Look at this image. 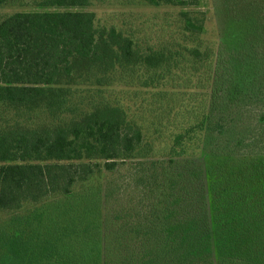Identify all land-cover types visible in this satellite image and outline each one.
<instances>
[{"label": "trees", "instance_id": "16d2710c", "mask_svg": "<svg viewBox=\"0 0 264 264\" xmlns=\"http://www.w3.org/2000/svg\"><path fill=\"white\" fill-rule=\"evenodd\" d=\"M13 1L0 0V5ZM144 1L155 6L188 4V0ZM238 1H230L234 15ZM240 1L250 10L244 23L238 24L249 29L245 35L253 37L249 48L232 51L227 41L226 49L220 44L204 54L198 47L187 48V55H193V69H203L194 86L204 76L211 88L210 113L176 137L167 166L156 163L160 175L155 186H148V176L142 180L139 218L129 226L130 240L136 244L133 250L125 245V237L116 239L113 250L109 234L93 238L92 242L102 243L103 264H206L215 254L223 264H264V156L220 159L206 175L196 162L174 161L187 154V133L195 132L199 143L203 130L213 127L220 136L238 108L264 102L256 94H264V45L258 41L264 36V0ZM88 3L41 0V10L19 12L0 22V104L43 109L59 117L72 113L70 98L78 86L105 87L115 80L130 84L135 71L141 69L173 73L180 52L140 53L134 40L122 31L97 26L95 13L85 10ZM182 16L183 30L192 35L204 32L203 20H194L186 11ZM230 18L241 22L238 15ZM257 61L263 63L262 69L252 64ZM148 80L151 82L145 85L158 79ZM154 139L129 121L122 107L107 101L52 126L0 128V214L18 211L26 203L36 204L50 195L71 196L77 185H84L102 168L113 172L121 162L147 157ZM202 177L203 186L199 184ZM5 236L11 255L4 252L2 264H21L28 256L39 259L35 258L38 243L34 244V237L22 233ZM125 247L128 250L122 255ZM72 263L82 261L64 254V264Z\"/></svg>", "mask_w": 264, "mask_h": 264}, {"label": "rangeland", "instance_id": "374dc122", "mask_svg": "<svg viewBox=\"0 0 264 264\" xmlns=\"http://www.w3.org/2000/svg\"><path fill=\"white\" fill-rule=\"evenodd\" d=\"M88 1L85 10L95 13L96 25L101 28L114 27L122 31L134 40L140 53L159 49L164 52L172 50L173 54L180 52V61L173 73H164L165 69H159L156 73L141 69L135 71L134 77L130 78V84L115 80L112 85L105 87L78 86L70 98L72 113L65 112L59 117H54L43 109L30 111L0 104V128L19 126L39 129L52 126L90 112L99 102L107 101L122 107L129 121L142 127L147 137L155 138L153 149L147 157L119 163L118 170L113 172L102 168L101 173L95 174L84 185H77L71 196L50 195L39 203H26L18 211L2 212L0 264L4 252L11 255L5 235L20 233L26 238L34 237V244L38 243L35 247V258L40 259L28 256L26 262L21 264H64V254L81 260L82 263L79 264H103L105 258L102 243L92 242L98 234L100 237L103 234L110 235L109 247L112 250L118 244L116 239L120 238V241L124 237L125 245L129 250H133L136 244L135 240H130L132 237L129 226L139 218L136 214L139 209L137 202L143 191L142 180H146L148 176V186H155V178L160 175L156 170V163H164L167 166L172 157L170 150L176 137L186 129L194 128V124L201 120L204 114L210 113L211 88H208L204 76L202 83L194 86L198 74H202L203 69L199 72L193 69V55L191 54L192 59L187 55V48L198 47L204 54L210 49L217 50L220 44L226 49L227 41L228 49L235 51L237 48L248 49L253 40L252 36L245 35V29H249L238 25L244 23L250 12L240 0L235 5V15L241 17V22L236 23L230 18L235 16L230 3L232 0H188L185 7L164 3L155 6L144 0ZM40 3L41 0H15L0 5V22L19 12L39 11ZM184 11L189 12V16L194 20H203V33L192 35L183 30ZM258 41L264 45V36L259 37ZM225 56L226 54V60ZM252 64L256 65L258 70L263 68V63L258 61ZM246 65L247 68L250 66L249 63ZM149 78L158 80L145 85V82H151ZM256 94L264 100L263 93ZM158 104L165 107H159ZM249 104L238 108L237 113L231 116L233 119L227 121L229 124L220 136L212 127L211 131L203 130V138L199 143L197 136H194L195 132L187 133V154L183 159L177 158L174 161L196 162L206 175L207 169L220 159L264 156V119L259 120L260 115H264V102L256 106L253 102ZM171 106V113H168L167 110ZM249 113L252 118L248 119L246 116ZM158 129L159 132L155 133ZM196 145H199V148H196ZM203 178L199 180L202 186ZM137 240L140 245L141 239L138 237ZM96 244L98 248L94 247ZM128 248L123 249L122 255L126 254L125 249ZM230 263L236 264L227 262ZM206 264L223 262L215 254Z\"/></svg>", "mask_w": 264, "mask_h": 264}]
</instances>
